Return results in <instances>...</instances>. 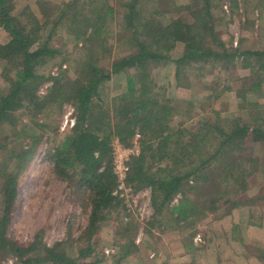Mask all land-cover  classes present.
<instances>
[{
	"label": "trees",
	"instance_id": "16d2710c",
	"mask_svg": "<svg viewBox=\"0 0 264 264\" xmlns=\"http://www.w3.org/2000/svg\"><path fill=\"white\" fill-rule=\"evenodd\" d=\"M50 1L34 0L37 7L34 10L27 3L16 6L14 0H0V29L6 35V40L0 41V61L3 62L0 69L3 80L0 85V133L3 125H9L15 131L22 116L37 124L38 116L44 115L46 110L48 115L51 114L50 119L39 127L53 130L60 108L67 103L74 107L75 125L68 129L49 157L57 175L68 182L73 191L79 196L88 192L90 212L84 231L86 238L81 237L85 241L72 255L68 251L73 248L70 239L48 247L38 239L23 245L7 237L5 229L14 207L17 179L38 143L35 139L33 145L25 148L20 139L27 135L17 134L16 141H20L13 142L11 148L0 141V193L3 196L0 257L13 256L21 264H96L94 260L78 263L76 258L91 254V237L106 220V212L122 209L120 200L112 195L116 179L112 173L110 143L116 136L123 145L131 146L136 134L140 135L139 152L130 156L127 162L128 182L135 190L150 189L153 224L157 223L161 231L179 228L181 247L186 252H194L196 247L192 239L196 223L221 206L228 207L225 215L241 205L239 196L247 192V178L256 170L257 163L246 159L248 163L243 164L242 159L237 160L234 156L243 151L248 134L264 148V113L252 107L245 119H234L236 122L227 128L205 124L204 120L199 122L196 131L173 127L170 122L178 113L177 106L165 91H156L150 66L171 59L176 88L189 89L191 77H201L202 66H217L218 70L226 71L224 66L239 58L240 68H251L253 83L248 91L260 90L264 85V49L241 50V39L238 46L229 51L216 31V22L231 16L232 10L238 8V0H191L192 4L189 1L185 5L177 4L175 0H160L164 12H171L174 7L172 11L184 10L191 17V21L177 17L166 24L155 18H141L139 6L142 0L124 2L127 11L123 27L115 38L117 46L124 48L122 53L112 56L108 67L100 64L104 59L101 56L107 50L109 22L114 14L108 0L101 3L64 0L54 6L58 11L53 18L46 7ZM225 1L229 2V13L222 11ZM213 8L224 12L223 15L215 19ZM59 31L71 37L79 57L82 56L79 61L73 59L75 64L78 63L75 78L69 77L67 70L61 68L56 75L39 72L40 67L57 57H61L62 62L68 61L62 48L54 43ZM178 42L183 44V49L180 55L173 57L171 53ZM113 73L124 75L125 86L123 95L113 99V108L107 109L103 105L100 86ZM47 82L50 85L40 94L39 88ZM245 91L247 89L238 90V97L243 99ZM260 95L264 97V94ZM186 105L188 110L192 109L191 101H186ZM25 129L22 128L21 133ZM212 130L218 134L215 138L210 136ZM216 138L218 143L212 147V139ZM178 193L182 195L181 199L171 205ZM252 201H264V194L244 199L245 204ZM138 227V223L132 221L121 228L119 238L124 241L119 244L121 253L114 264H120L122 259L137 251L134 236ZM184 228L192 231L183 233ZM237 230L238 225L234 224L232 231ZM254 248L253 253L264 264V245Z\"/></svg>",
	"mask_w": 264,
	"mask_h": 264
},
{
	"label": "rangeland",
	"instance_id": "374dc122",
	"mask_svg": "<svg viewBox=\"0 0 264 264\" xmlns=\"http://www.w3.org/2000/svg\"><path fill=\"white\" fill-rule=\"evenodd\" d=\"M61 1L64 0H51L46 5L48 13L51 15L50 18L57 16L58 10L54 6L59 5ZM96 1L101 3L104 0ZM126 1L128 0H108L114 8V14L112 21L109 22V35L106 38L108 41L105 43V49L107 50L101 56L104 59L100 62L101 65L106 67H108L113 55L123 52L122 49L124 47H118L115 38L117 31L123 27V17L127 11L123 3ZM175 1L179 5H185L189 1L192 4L191 0ZM24 3L29 4L34 10H37L34 0H14L16 6L24 5ZM177 4L175 6H178ZM224 5H227V8L222 7V11L229 13V2L225 1ZM139 8L141 9V18H155L157 22L163 24L177 17L191 21V17L184 10L172 11L173 7L171 12H164L163 2L160 0H142ZM263 8L264 0H243L242 2L240 0L238 8L232 10L231 16H226L227 18H221L219 22H216V31L220 33L221 39L229 51L238 46L240 38L243 39L240 47L241 50L264 49ZM224 12H221L218 8L212 9V14L216 17L215 19L220 18ZM5 37L6 35L3 30L0 29V41H5ZM54 43L62 48L68 57V61L62 62L61 57H57L40 67L39 72L46 75H56L61 68L67 70L66 72L69 77L75 78L78 73V63L75 64L73 59L78 58L79 61L82 56L79 57V51L75 48L71 37L66 32L59 31L57 38H54ZM182 49L183 44L178 42L172 50L171 55L173 57L180 55ZM239 62L240 59L235 58L233 62L227 63L224 66L226 67V71L218 70L217 66H202L201 77H191L192 82L189 89L176 88L173 76L174 64L171 59L163 63L154 62L155 64L150 66V76L156 87V91L159 93L165 91V94L171 98L172 103L178 109V113L172 116L170 125L182 127L188 131H196L199 122L204 120L205 124L227 128L236 122L233 121L234 119H245L249 109L252 107V109H256L255 111L261 110L264 113V97L260 95L264 94V85L258 91H248L249 85L253 83L249 72L251 68H240ZM2 64L3 62L0 61V69ZM196 67H199V65ZM244 77L245 80L243 81ZM2 83L3 80L0 76V85ZM48 85H50V82L43 84L39 88V93H45ZM124 86V75L114 73L109 80L102 83L100 92H103L104 108H113V99L123 95ZM245 89L247 91L243 93L244 98L241 99L238 97V90L242 91ZM188 100L192 102L191 110H188L186 105V101ZM110 114L112 115V113ZM50 116L51 114L48 115L47 110L44 111V115L38 116L37 124L31 123L28 117L22 116L16 124L15 131L9 125L1 126L0 141L6 142L8 148H11L14 143L20 140L23 141V146L28 148L33 145L35 139L38 140L34 153L25 163L17 179V193L14 199V207L10 211L5 230L7 237L23 245H27L38 239L46 246L51 247L57 242L70 239L73 242V248L68 249V251H71L70 253L75 255V251L78 250L80 244L86 238L84 231L88 224L90 212L87 202L88 192L81 193L82 196H79L77 192L73 191L68 186V182L57 175L53 162L49 157L55 147L62 141L68 129H71L75 125V109L69 103L64 104L60 108V115L54 122L56 126L53 129L54 133H52V128H46L45 130L43 127H39L41 123H47ZM66 120L67 123L64 125ZM71 121H73L72 125L70 124ZM26 126L27 128L25 129ZM22 128L26 130L24 133H21ZM212 131L213 133L210 136H214V138L218 136L216 131ZM17 134L27 135V137L16 141ZM139 139L140 135L136 134L132 145L125 146L114 136L110 143L112 148L111 157L114 148L118 147V145L124 148L139 147ZM217 143L218 138L214 139V141L212 139V147H215ZM243 147V151L235 155L234 158L237 160L242 159L243 161L241 162L243 164L248 163L246 159L255 160L257 166L256 170L247 178V192L239 196L242 199L241 205L233 208L229 214L225 215L223 213L228 207L221 206L218 211L207 213V216L201 218L194 227L195 235L192 241L198 244L197 247L203 246V249L200 250L205 252V257H202L200 250L199 253L195 251L191 253L185 252L179 243V228L177 230L165 228L161 231L157 223L153 224L155 223L153 222L155 217L153 216L154 210L150 200L151 191L148 187H143L139 190L133 188V191L144 192V198L148 200L151 206L152 213L149 217L143 221H139L136 215L126 211L121 199L118 198L122 209L119 207L106 212V220L101 222L100 228L91 237V254L86 258L77 257V262L87 263L94 260L96 264H114L121 253L119 244L124 241V239L119 238L121 228L126 223L129 224L132 221L137 222L139 226L134 236V243L138 249L122 259L120 264H202L205 258L208 261H205L204 264H217V260H220L218 259L219 256L221 255L222 257L220 258H223L225 252L231 253V256L228 258H232L231 260L233 261H230L229 264L231 262L238 264L242 257L257 259L253 251L255 250L254 247L259 244L248 238L245 228L250 223L257 222V225H260L261 221H264V201H254L255 203L252 201L249 204H245L244 199L264 194V148L258 142L252 141L249 134L244 139ZM181 196L178 193L173 199L178 197L179 201ZM141 199L139 197L138 202ZM125 214L129 217L126 221L123 218ZM2 215L3 196L0 193V219ZM233 216H237L238 225L240 226L235 232L232 231V228L234 224L237 225L236 218L230 219ZM191 231V228L183 229V233ZM234 236L241 238L235 239ZM208 239L211 240L212 245H218L219 249L211 252L205 251L208 242L206 244L202 242L208 241ZM227 240L229 243L226 242ZM220 243L222 245L226 243L231 247H223L220 250ZM0 260V264H21L13 256H6Z\"/></svg>",
	"mask_w": 264,
	"mask_h": 264
},
{
	"label": "built area",
	"instance_id": "2783aa9c",
	"mask_svg": "<svg viewBox=\"0 0 264 264\" xmlns=\"http://www.w3.org/2000/svg\"><path fill=\"white\" fill-rule=\"evenodd\" d=\"M227 8V5L223 6ZM67 120L64 122V125ZM73 124V121L70 123ZM139 147L133 146L124 148L122 146L115 147L112 153V173L116 179V186L112 191L113 196L121 199L127 212L136 215L139 221H143L152 213L151 206L148 200L144 198V192L133 191V186L128 182V168L127 162L130 156L137 154ZM141 201L138 202V198ZM178 197L174 198L171 204L178 202ZM124 220H128V216L124 215Z\"/></svg>",
	"mask_w": 264,
	"mask_h": 264
},
{
	"label": "crops",
	"instance_id": "0c3cea01",
	"mask_svg": "<svg viewBox=\"0 0 264 264\" xmlns=\"http://www.w3.org/2000/svg\"><path fill=\"white\" fill-rule=\"evenodd\" d=\"M238 4H240V0H238V3H237V5ZM242 38H240V40H241ZM235 216H233V217H230V219L231 220H233V218H234ZM236 219V222H237V225L239 224V221H238V218H237V216L235 217ZM263 221V220H262ZM261 221V223H260V225L262 224V226H258L257 225V222H255L254 224H251L250 223V225H247L246 226V228H245V231H246V233H247V235H248V238L249 239H252L251 241H254L255 243H257V244H259V246H263L264 245V221L262 222ZM253 225H255V226H253ZM238 228H240V226L238 225ZM229 240H231V239H229ZM195 242V241H194ZM202 242V241H201ZM204 242H205V244L207 243V247L205 248V251H208V252H211V251H213V250H218L219 248V246L218 245H212L211 244V240L210 239H208V241L206 240V241H203L202 243L204 244ZM226 242H228L229 243V241L227 240ZM201 243V244H202ZM194 244V247H196V250H195V252L196 253H199V250L200 249H203V246H199V247H197L198 246V244H195V243H193ZM202 244V245H203ZM180 247V246H179ZM223 247H231L230 245L228 246L226 243L224 244V245H222V243H220V250L223 248ZM181 248V247H180ZM228 248V249H229ZM227 249V250H228ZM186 252V251H185ZM183 253H184V250H183ZM200 254L202 255V257H205V252L204 251H202V250H200ZM231 253H226L225 252V255H224V257L223 258H220V257H222L221 255L219 256V258L218 259H220L219 261L217 260V264H229V262L230 261H233V260H231L232 258H228L229 256H231L230 255ZM205 261H208L206 258H205ZM205 261L202 263V264H204L205 263ZM201 262H202V260H201ZM260 262L256 259V258H250V257H242V259L240 260V262L238 263V264H259ZM231 264H233L232 262H231Z\"/></svg>",
	"mask_w": 264,
	"mask_h": 264
}]
</instances>
